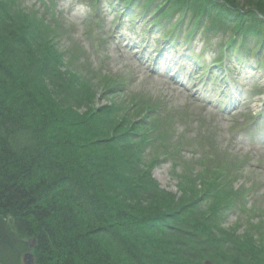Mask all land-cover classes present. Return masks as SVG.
Instances as JSON below:
<instances>
[{
	"label": "rangeland",
	"instance_id": "rangeland-1",
	"mask_svg": "<svg viewBox=\"0 0 264 264\" xmlns=\"http://www.w3.org/2000/svg\"><path fill=\"white\" fill-rule=\"evenodd\" d=\"M51 1L55 4L59 2L54 11L57 12L56 18L48 6L49 0H29L33 5L29 7L30 14L34 10L39 14L46 12L50 16L36 19L29 17L27 24L30 20L41 29L45 45L61 61L49 65L52 69L48 71L61 81L80 78V113L86 114L88 110L99 108L101 116L107 117L106 107H113L115 120L126 123L124 128L127 131L124 134L117 135L116 130L113 133L116 136H110L101 145L102 150L107 153L105 156L109 152V158L125 160L128 167L126 177L139 174L135 165L138 162L143 165V169L151 171V185L155 188L151 189V194L155 196L149 200L161 209L153 230L148 234L149 239L159 237L173 243V239L183 236L188 242H193L195 235L200 232L189 228L190 216L201 214L198 203L211 188L208 187L211 182L208 179H213L211 175H218L216 172H220V169L234 171H221L220 177L225 183L226 191L232 188L236 190V193L232 191V196L235 195L233 202L238 205V212L226 210L221 214L217 213L215 224H223L227 228L237 225L241 234L248 229L259 237L255 231L256 224L259 220L264 224V49L262 56L255 60L251 57L246 62L247 72L241 66L233 67L232 75L243 73V77H233L234 81L239 79L241 85H237L230 82V75L227 73L209 76L211 71L204 65L208 63L212 66L221 61L224 48L231 55L237 48L243 49L246 45L251 55L256 57L259 51L256 41L250 37H247L245 44L231 47L224 36L206 38L201 33L189 40L184 30L179 41L174 38L157 42L154 30L161 33V29L145 31L141 20L138 25L131 27L129 21L137 22L130 16L137 13L138 18L141 15L145 18L142 12L147 1L156 5H162L163 1L138 0L137 6L138 9L142 7L141 10L128 4L127 0ZM185 2L186 0H175L178 6ZM237 3L241 12L240 19L251 24L255 20L264 25V12L252 5L254 0H237ZM168 7L164 4L160 12H169ZM127 14L130 15L126 18ZM154 14L155 12L151 22L160 17V14ZM170 15L175 13H168ZM174 22L181 23L179 18ZM160 33L159 36L164 35ZM205 40L210 43L206 44ZM192 64L203 71L198 69L199 73L194 70L195 73L190 74L186 68ZM256 67L257 70H254ZM60 71L63 73L59 74ZM31 73L33 72H29ZM216 79L217 86H213L212 82ZM207 88L210 91H206ZM48 89L54 92V84ZM70 89L73 95L74 89ZM84 89L94 94H86ZM217 91L219 99L214 96ZM220 98H223L222 102ZM117 136L124 139L119 143L115 141ZM207 173L209 175L204 177ZM119 178L123 179V176ZM138 181V185L142 187V181ZM203 186V192L197 193L196 190ZM247 191L252 192L249 199H253L257 192L251 203H246L248 200L245 201V197L243 199ZM146 195L143 198L146 199ZM154 200L160 201V204ZM5 201L0 210H5L8 205L6 199ZM165 211H177V214L170 219ZM6 212L7 210L5 214ZM0 215L4 216L3 212ZM132 222H129L127 234L122 236L130 245L131 242L136 244L139 236L133 235L136 233V225ZM1 230L4 233L7 229ZM257 231L263 234L262 229ZM107 235L110 247L115 248L114 235L110 231ZM94 238L100 239L98 232ZM261 240L263 239L259 238ZM172 243L166 244L165 251L153 247L148 254L156 252L165 260L173 259L176 256ZM79 252L82 258L83 255L87 257L88 262L93 260L85 249ZM100 254L102 257L103 253ZM26 255L27 253L23 256L22 264H32ZM196 256L192 251L186 258V264H258L261 261L259 256L248 250H243L228 260L205 257L199 262Z\"/></svg>",
	"mask_w": 264,
	"mask_h": 264
},
{
	"label": "trees",
	"instance_id": "trees-1",
	"mask_svg": "<svg viewBox=\"0 0 264 264\" xmlns=\"http://www.w3.org/2000/svg\"><path fill=\"white\" fill-rule=\"evenodd\" d=\"M4 1L8 3L7 0ZM157 1L161 3L163 1L162 5L147 1L148 4L142 12L146 17L152 16L154 12L161 13L160 16L165 18H170L171 15L168 16L170 12L182 13L180 20L191 23L187 27L190 35L199 32L206 38L224 36L231 47L245 44L247 37H250L251 40L256 41V47L264 48V25L255 20L254 24H251L247 20L240 19L241 12L237 0H186L180 6L176 5L175 0H155ZM130 2L137 7L138 0H128V3ZM164 4L169 6L167 10L169 12H160ZM187 5L189 6L186 7ZM252 5L264 12V0H254ZM29 10V8L22 10L14 17L17 21V17H22L20 22L23 25L20 27L26 31L22 33L21 39L29 43L32 40L34 43L31 44L34 46L36 44L41 49H36V52L27 48V56L15 47H5L9 42L0 41V206H3L5 199L8 203L5 210H0V213L3 212L4 216L11 217V221H6L3 220L4 216L0 215V230L7 229L4 233L0 231V264H22L23 256L28 252L32 239L37 241L33 253L36 257L35 264H166L170 262L186 264V258L192 251L199 258L197 260L202 262L205 257L208 259L211 257L212 260H228L243 250L255 253L261 260L258 264H264V238L259 241V237L254 236L251 231L241 234L237 226L227 228L222 224H215L216 214L228 208L230 199V194L224 189L225 183L220 177V172H216L219 173L218 175H211L213 179H208L211 180L208 186L211 188L205 193V198L203 197L198 203L201 214L190 216L191 222L188 227L193 228L197 233L200 232L193 239L196 246L201 245L200 252L191 249L192 240L188 242L183 236L177 240L171 238L179 244L177 248L170 240L164 241L159 237L149 239L148 234L153 230L154 222L160 215L158 211L161 209L149 200L155 196L151 194V189L155 190L151 185L152 177L139 162L135 164L139 174H134L131 178L126 177L128 167H125L126 172L121 171V163L125 160L111 159L110 153L105 156L107 153L102 150L101 144L110 136H116L113 133L118 129L116 122L113 121L115 120L113 107L106 108L107 117L101 116L102 112L99 108L81 114L79 98L75 100L76 105L70 106V109L64 106L70 105L71 99L64 104L63 101L57 102L54 98V101L61 103L62 106L52 107L50 104H43L36 97L32 100L27 99L24 89L29 91L28 86H22L20 89L10 86L11 79L16 74L29 75V72L37 70L30 65L29 59L35 56V53L36 55L43 53L40 63H44L47 71L52 69L48 67L49 65L61 62L45 45L43 36H39L41 29L39 30L30 20L28 24H24L23 17L29 16ZM7 11L13 16L9 10ZM31 13L36 11L33 10ZM162 22L159 20L155 23L160 26ZM185 27L186 24L181 22L176 23L174 29L179 34ZM6 28L4 24L0 25V29L6 30ZM236 52H239L236 57L239 60L243 55L251 54L246 45L243 49L237 48ZM3 67L16 69L8 73ZM61 73L63 71L59 72ZM79 79H75L77 86L81 83ZM87 89L84 91L86 92ZM55 94L52 93L51 97ZM86 94L91 93L87 91ZM46 97L48 103H51L52 98L49 93ZM49 106L51 110L47 109ZM62 117L65 119L63 120ZM121 137L117 136L115 141L123 140L124 138ZM16 169L20 170L15 171ZM121 175L123 179L119 178ZM208 175L209 173L204 177ZM138 179L142 181V187L138 185L140 183ZM203 190L204 186L196 191L200 194ZM144 195L146 199L143 198ZM156 202L160 204V201ZM165 212L170 219L172 215L177 214V211ZM130 221L136 225L134 226L136 233L134 232L133 235L139 236L136 244L131 242L130 245L126 240L127 245L122 236L127 234ZM82 224L88 228L89 235L81 228ZM109 231L114 235L113 242H115L114 246L116 245L115 248L112 246L116 253L115 257L111 256L114 260L107 252L110 248L107 238ZM97 232L100 236L99 240L94 238L97 237ZM221 234L223 237H219ZM170 243L174 247L175 258L165 260L156 252L148 254L153 247L166 246ZM259 244L262 248L258 246ZM101 246L102 249L98 250ZM83 249L88 251L92 261L88 262L85 255L82 258L79 250L83 251ZM100 252L103 253L102 257ZM79 258L82 259L78 261Z\"/></svg>",
	"mask_w": 264,
	"mask_h": 264
},
{
	"label": "bare ground",
	"instance_id": "bare-ground-1",
	"mask_svg": "<svg viewBox=\"0 0 264 264\" xmlns=\"http://www.w3.org/2000/svg\"><path fill=\"white\" fill-rule=\"evenodd\" d=\"M7 1H8V3L6 4V2L4 0H0V15H1L0 16V25H2V24L7 25L6 30L0 29L1 30V32H0V41H1V43H8L9 42L8 45L5 46V47H8V46L15 47L18 51L24 52V55H27V56H28L27 48L28 49L31 48V49H33V50H35L37 52L36 49H38V48L41 49V47H39L38 45L35 44V46L37 47L36 48L34 45H32L34 43V41L31 40L30 43H29L27 40L21 39L22 33H24L26 30L22 29L20 27L21 25H23L20 22L21 21L20 18L17 17L18 18V21H17L15 19V17H14V16L20 14L22 12V10L23 11L28 10V8L30 6H33V5H31L29 0H7ZM29 3H30V5H29ZM7 10H9V13H11L13 16H10L8 14ZM32 14L28 13V15H29L28 17L24 16L25 17V21H24L25 25L27 24V20L29 19V17L30 18L34 17L36 19V18H40L41 16L44 17V18H47V17L50 16L46 12H41L40 14L39 13H32ZM38 21H40V20H38ZM55 25L58 26V23H55ZM35 34H36V32H35ZM38 34H39L40 37L44 36V34L42 32H40ZM56 35H57V33H56ZM174 36H175V38H178L177 34H171V36H168V37H164L162 35L159 36V34H156V37H155L156 39L155 38L154 39L157 40V42H159L162 39H164V40L165 39H167V40L170 39L171 40V39L174 38ZM42 54H43L42 52H41V54H37V55L35 53V56L29 57V59L31 61L30 65L33 68H36L37 70L33 71V73H31L29 75H27L26 73H21V74L18 73L16 75L12 74V76L13 75H15V76H13V78L11 79L10 86L12 88H14V89H20L22 86H25V87L28 86L29 91L24 89V94H25L27 99L32 100L33 97H36L37 99H40L41 102H43V104H46V105L50 104L52 107L55 106V105L56 106L57 105H61L62 106L61 103H57V102L63 101V103L65 104V101L71 99V101H70L71 104L70 105L69 104L66 105V107L64 106V108L70 109V106H75L76 105L75 100L80 98V93L78 91H73L74 93L72 95L70 88H72L74 90H81L78 86H79V84L80 85H82V84L78 83V86H77V81L76 80L75 81H68V80L61 81L56 75L53 76L51 71H47L46 70V68L44 66V63H40V60H42L41 59ZM43 57H45V56H43ZM241 67H242L243 70H247L248 69V64H245L244 66H241ZM3 68L8 73H10V71L12 69H16L14 67L9 68V69H7L5 67H3ZM186 69H187V71L190 74H194L195 73L194 70L197 72L198 69H200V68L197 67L196 64H192L190 67H187ZM198 73H199V71H198ZM238 75L240 77H243V73H239V74L237 73V75L233 74L232 76L229 77L230 82H232L234 84H237V85L240 84L238 82L239 79H238V81H234V79H233V77H237ZM228 76H229V74H228ZM52 78H53V81H52ZM53 84H54V92L50 93V90L48 88L53 86ZM207 89H206V91H209V88H207ZM47 93H49L50 97H51L52 93L53 94L56 93L54 97H51L52 98L51 103H48V99L46 97ZM69 93H70V97H69ZM92 94H94V93H92ZM54 98L56 99L57 102L54 101ZM201 99H202V97H201ZM160 108L161 107H159V110H160ZM47 109L51 110L50 106L47 107ZM64 110H66V109H64ZM51 112L53 113V111H51ZM62 119L64 120L65 118L62 117ZM115 122H116V126L118 128L117 132H116L117 135L124 134V132L127 131V128H124V127H126V123L123 122L122 120H120V121H116L115 120ZM27 129H29V127H27ZM16 133L18 134V131H16ZM62 134H64V133L62 132ZM7 137L9 138L10 134L7 135ZM180 149H181V147H180ZM167 156H168V154H167ZM64 159H66L68 161V158L66 156H64ZM121 166H122L121 167L122 168L121 171L123 172L125 170V172H126L125 167L127 168V165H126L125 161L121 163ZM19 170L16 169L15 171H19ZM149 175L153 178V175H151V171L149 172ZM148 178H150V177L148 176ZM10 218H11L10 216H7V217L4 216L3 220L6 219V221H8V220L11 221ZM109 226L113 227L112 225H109ZM81 228H83L84 232L88 233V235L90 234V232H89L88 228L85 226V224H82ZM35 244H37V241H36V239H33L31 241V243L29 244L30 248H29V250L27 252V255H26V257H28L27 259H29V261L32 264L36 263V257H34V254H33L34 253V249H35ZM125 244H127V242H125ZM173 244L175 245L176 248L179 247V244L177 242L173 241ZM198 245L201 246L200 244H198ZM199 246H196L194 242L190 244L191 249L193 248L195 252H200L202 250L201 247H199ZM258 246L262 248V246H260V244ZM102 247L103 246H101L98 250H101ZM157 248L160 251H165L166 246H164V245L160 246L159 245V247H157ZM107 252H108V255H109L110 258H111V255L114 256V254H116L115 250H113V248H111V247L108 248ZM204 254L206 256L210 257V255H208L206 253H204ZM111 259L114 260L113 258H111ZM107 260L109 262L113 263L112 260H110L109 258H107Z\"/></svg>",
	"mask_w": 264,
	"mask_h": 264
}]
</instances>
